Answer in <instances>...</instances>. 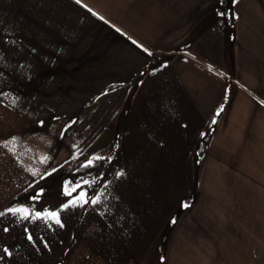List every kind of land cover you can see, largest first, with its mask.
<instances>
[{
  "label": "crops",
  "instance_id": "obj_1",
  "mask_svg": "<svg viewBox=\"0 0 264 264\" xmlns=\"http://www.w3.org/2000/svg\"><path fill=\"white\" fill-rule=\"evenodd\" d=\"M123 6L132 48L168 56L127 98L118 158L89 199L65 184L105 160L97 144L53 161L45 134L4 132L0 264H264V0ZM65 113L68 132L78 112Z\"/></svg>",
  "mask_w": 264,
  "mask_h": 264
},
{
  "label": "rangeland",
  "instance_id": "obj_2",
  "mask_svg": "<svg viewBox=\"0 0 264 264\" xmlns=\"http://www.w3.org/2000/svg\"><path fill=\"white\" fill-rule=\"evenodd\" d=\"M123 2L0 0V137L29 126L47 136L46 144L51 140L53 161L63 159L67 142L72 151L94 142L109 159L107 166L113 164L127 98L168 53L132 48L120 32L127 19ZM108 93L114 96L110 101ZM75 111V127L69 130L68 124L65 132L71 120L64 114ZM102 124L107 129L96 133ZM86 159L85 153L79 164ZM190 199L184 195L181 205Z\"/></svg>",
  "mask_w": 264,
  "mask_h": 264
},
{
  "label": "trees",
  "instance_id": "obj_3",
  "mask_svg": "<svg viewBox=\"0 0 264 264\" xmlns=\"http://www.w3.org/2000/svg\"><path fill=\"white\" fill-rule=\"evenodd\" d=\"M208 133L204 136L203 141L197 148L198 154H201L204 150L205 142L207 140ZM109 159L98 160L93 165L84 164L78 171L73 175V179L69 182H66V187L69 188L71 185L76 183H82L85 185V198L89 199L97 190L99 186V181L96 178L99 174H102V171L107 166Z\"/></svg>",
  "mask_w": 264,
  "mask_h": 264
},
{
  "label": "snow or ice",
  "instance_id": "obj_4",
  "mask_svg": "<svg viewBox=\"0 0 264 264\" xmlns=\"http://www.w3.org/2000/svg\"><path fill=\"white\" fill-rule=\"evenodd\" d=\"M80 0H77V3H79ZM221 15H224L223 13H221ZM96 159H100V157H97ZM92 164V161L89 160L88 161V165H91ZM73 191H75V188L72 189ZM85 203H87V201H84ZM97 201L93 200L92 203H96ZM74 203V201H73ZM65 207H67V205H65ZM184 207H188L187 204L184 205ZM10 211H12L13 213H16V212H24L25 214V218L27 217V212L26 210H23V209H10ZM41 214L40 213H36V216H40ZM44 215L48 216L49 218H54L55 219V222L57 224H60V219H59V216H58V213H45ZM174 222V221H173ZM31 239V237H29Z\"/></svg>",
  "mask_w": 264,
  "mask_h": 264
}]
</instances>
